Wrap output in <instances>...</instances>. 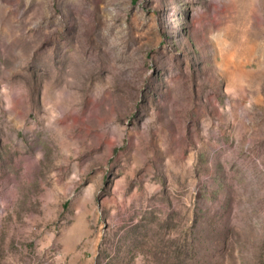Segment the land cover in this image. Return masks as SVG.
I'll list each match as a JSON object with an SVG mask.
<instances>
[{
	"label": "rangeland",
	"instance_id": "obj_1",
	"mask_svg": "<svg viewBox=\"0 0 264 264\" xmlns=\"http://www.w3.org/2000/svg\"><path fill=\"white\" fill-rule=\"evenodd\" d=\"M0 264H264V0H0Z\"/></svg>",
	"mask_w": 264,
	"mask_h": 264
}]
</instances>
